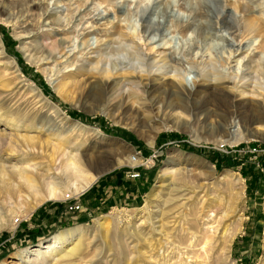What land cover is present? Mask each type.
<instances>
[{"label":"rangeland","instance_id":"obj_1","mask_svg":"<svg viewBox=\"0 0 264 264\" xmlns=\"http://www.w3.org/2000/svg\"><path fill=\"white\" fill-rule=\"evenodd\" d=\"M138 1L144 0H0L3 48L0 53V159L8 161L7 165L20 161L19 154L8 149L9 141L14 143L19 132L37 134L43 140L49 133H57L66 138L67 151L84 154L89 161L87 168L98 174L97 178L122 173L127 178L144 176L148 181L146 190L133 204L106 206L96 212L82 210V193L65 200L45 201L26 213L22 210L24 200L12 213L6 208L0 226V264L12 260L16 264H39L33 255L22 260L20 257L26 249L44 247L56 233L76 228L83 229L76 245L77 254L62 261L58 256L50 257L45 264H136L138 260L145 263L139 251L147 244L156 245L159 218L164 230L171 232V238L175 239L178 230L191 227L199 203L204 210L214 211L218 219L220 212L227 209L223 203L231 202L234 197L237 198L233 212L236 221L233 223L227 218L221 221L227 223L229 230L237 225V220L241 225L228 246V258L221 264H264V123L253 125V134L235 141L241 128L240 118L227 125V115L232 109L230 102H207L213 90L225 91V88L222 85L215 88L211 82L204 81L189 67L191 55L185 52L189 38L205 27L209 33L207 41L213 46L207 48L204 41L197 40L199 49L193 51V56L197 52L196 60L216 57L224 73H231L249 61L253 66L254 56L264 60V45L260 47L264 39L261 42L256 33L241 34V27L248 19L258 20L264 27V0H241L250 8L235 24L240 28L235 39L222 27L223 22L233 25L230 16L234 15L231 5L220 7L223 0H151L150 16L147 19L143 16L142 20L134 15ZM198 5L206 9V16H192L190 9ZM220 10L223 16L218 20L222 23L216 24L215 16ZM148 23L159 31L143 32L141 26ZM185 24L191 28L181 33L179 27ZM117 28L140 43L148 58L167 55L172 62L178 61L186 70L180 84L191 92L199 91L190 98L169 94L165 89L175 80L169 74L134 73L140 96L138 100L128 97L129 90L124 86L121 91L128 98L121 113L119 103L109 101L110 89L116 82L130 78L119 73L108 80V94L101 98L92 89V85L101 82V77L85 59L94 57L95 54L89 53L92 49L103 50L104 42L110 44ZM6 36L13 43L6 44ZM60 41L63 45L56 50V59H44V50ZM10 58L31 81V88L27 89L14 78ZM69 59L73 60L72 64L67 62ZM81 64L87 70L80 71L83 74L76 77L77 85L57 90L59 75L77 71ZM32 89L41 91L61 111H55L50 104L44 105L31 93ZM82 89H86L83 94ZM251 100L245 96L238 101V107L243 109ZM69 111L81 114L84 119L72 116ZM27 123L35 127H24ZM92 128L99 131L94 132ZM58 141L53 138L51 145H57ZM51 145L47 147L48 152L52 150ZM190 146L203 149V153L188 149ZM207 155L224 159L219 158L221 163L215 162ZM46 160L42 154L34 155L31 163L36 165L37 173L47 168ZM164 169L168 172L164 173ZM223 173L242 178V194H234L237 191L229 180L222 179ZM76 204L79 209H70ZM102 221L105 224L101 225ZM209 236L205 248L196 246L195 257L199 264H220L212 247L213 234ZM76 242L68 241L63 248L67 251Z\"/></svg>","mask_w":264,"mask_h":264},{"label":"bare ground","instance_id":"obj_2","mask_svg":"<svg viewBox=\"0 0 264 264\" xmlns=\"http://www.w3.org/2000/svg\"><path fill=\"white\" fill-rule=\"evenodd\" d=\"M150 1L151 0L138 1L136 4L137 8L134 15L139 17L140 20L144 18L143 16H145L146 19L150 16V11H148V4ZM223 1V6L220 4L221 8L229 4L234 11V15L238 13L240 16L236 17L231 15L230 18L233 21V25H227V23L225 24L224 22L222 23L221 20H218L219 16L223 14V10H220L215 16L217 19L215 21L216 24L222 23V27L226 30V34L235 39V34L240 30L235 24L242 19L243 13L248 11L250 6L248 3L241 0H234L233 2L227 0ZM203 2H206V0H203ZM190 10L193 11V17H204L207 15L205 13L206 9L204 10L200 5H198V7H192ZM141 27L143 32L149 34H155L159 31L157 28H153V26L151 27L149 23L143 24ZM190 28V24H185L179 27L181 33H187ZM241 28V34L243 32L256 33V36L261 38L260 41H263L264 27L260 26L258 20H255L254 18L248 19ZM112 35L113 41L110 44L104 42L103 50L98 49V47L92 49L89 53L95 55L94 57L85 59V63L92 64L93 66L91 70L97 72L101 77L100 83L94 86L92 85V89H95L96 93L100 95L101 98L108 94L109 89L107 82L113 75L119 73L125 76L129 75V79L126 77L127 79L116 82V85L110 89L109 101H117L121 113H123L126 99L128 97L133 96L135 100H138L140 96L138 82L133 78L134 73L149 75L156 72L162 76L169 74L172 79H175L172 80L173 82L165 89V92L169 94H180L184 95L186 98H190L199 91L194 90L191 92L186 90L184 86L180 84L181 80L184 79L186 70L179 66L178 61L174 60L172 62V59L167 55L150 56L148 58L142 49V45L123 32L121 28H117ZM208 35L209 33L205 31V27H201L199 31L189 38V44L186 45L185 52L187 55H191V57H189L187 63L191 69L197 71V73L204 78V81L211 82L212 87L222 85L225 88V91H216L215 87V90L211 92L212 95L207 102L220 100L225 104L228 101L230 102L229 105L232 109L227 115V119H225L226 121H229L227 123V125H229L234 122L236 117L240 118L239 121L241 128L238 133L239 137L235 135L234 138V140L237 141L253 134V125L262 126V123H264V60L259 56H254L251 58L254 62L253 66L250 63L251 61H249L245 64L243 63L241 67L233 69L231 73H224L219 69L221 61H219L218 58L209 57L208 59L198 61L195 58L197 52H195V55L193 56V51L199 49L197 40L204 41V45L207 48L213 46L212 43L207 41ZM165 44L167 43L164 42V45ZM62 45L63 42L60 41L57 44H52L50 48L44 50L46 52L45 56H43L44 59L54 58L53 60H55L57 55L55 52L58 47H61ZM263 45L264 44H260V47H263ZM239 48L240 46L238 49ZM0 53H3L1 39ZM67 62L72 64L73 60L69 59ZM9 64L14 68V78H16L18 82H22L23 86L25 85L27 89L31 88L33 84L20 72L13 58L9 59ZM86 70L87 66L81 64L77 71L61 73V75H59L60 77L57 79L56 89L74 88L78 83L75 81L76 77L83 74L80 71L84 72ZM26 80L28 81L25 82ZM124 86H127L129 90L128 97L124 96L121 91ZM36 89H32L31 93L35 95V97H38L39 101H43L44 105L50 104L49 100L42 94V92L39 90L37 91ZM84 90L86 89L81 90L82 94L90 91L89 88H87L85 92ZM206 94L208 93H205V95ZM247 95L251 97V101H253L251 103L252 105L249 103L243 109H240L238 107V101L244 99ZM254 100L257 102H254ZM50 105L55 111H61L56 104L52 103ZM248 112L251 114L246 117ZM65 117L67 116L65 115ZM24 127L33 128L35 126L27 123ZM92 129L94 132L99 131L98 128ZM53 138L59 139L57 145H51ZM66 142V138L57 133H49L47 138L43 140L40 139L37 134H30L28 131L23 133L19 132L14 143L9 141V152L19 154L20 161L7 165L6 163L8 161L0 159V226L2 224L1 221L5 216L3 214L5 213V209L7 208V211L11 212L17 207L20 208L19 205L22 204V200H24V207L22 206L23 212H31L34 208L45 201L65 200L76 197L88 189L96 180L98 174L90 172V168H87L89 161L84 154L79 155L78 152H72V150L67 151L69 148L67 147ZM50 145L52 146V150L48 152L47 147ZM35 154L44 155L48 162L47 168L44 167L46 169H43L44 172H40V174L37 173L36 165H32L31 163ZM163 171L164 173L168 172L167 169H164ZM232 174L228 177V173H223L222 179L230 181V185L237 191L234 194H242L243 180L240 176ZM176 178L179 180L183 179L181 176H176ZM236 200L237 198L234 197L231 198V202L223 203L227 209L220 212V217L218 216L220 218H218L219 220L217 219V214H214V211L211 209H208V211L204 210V208H201L202 206H199V203L197 211L193 216V224L185 230H178V235L175 236V239L171 238V232L164 230V226L160 224L161 218H159L157 220L159 222V230H157L156 233L159 235V240L157 239L155 241V246L151 247L152 245L150 243L147 244L145 249L139 251L143 260L145 259V263H140L138 260L136 264H199V260L195 257L196 246L200 245V249L205 248L210 239V233L213 234L212 247L217 256H219L217 260L220 261V264L221 262L224 263L228 258V256H226L228 246L240 228V221L237 220L235 223L237 225H235L232 230H229L227 228V223H225V221L222 222L221 219L227 218L233 223L236 221L234 219L236 214L233 213ZM4 204L8 206L5 208L4 206L2 207ZM103 224L105 223L102 221L101 225ZM82 230V228H76L60 231L53 235V237L45 243L44 247L26 249L20 259L22 260L23 258L33 255L35 256L33 259L36 263L45 264L50 257L54 258L55 256H58V259L62 261L66 257L76 255V245L80 241ZM218 230L219 232L217 234ZM134 232L138 231L135 230ZM71 240H77V242L66 251L63 246L66 242ZM16 263L15 260H12L10 263L4 262L3 264ZM54 264H60V262Z\"/></svg>","mask_w":264,"mask_h":264},{"label":"crops","instance_id":"obj_3","mask_svg":"<svg viewBox=\"0 0 264 264\" xmlns=\"http://www.w3.org/2000/svg\"><path fill=\"white\" fill-rule=\"evenodd\" d=\"M147 183L144 176L127 178L122 173L99 177L82 192L80 206L82 210L96 212L106 206L131 205L139 200L140 194L146 190Z\"/></svg>","mask_w":264,"mask_h":264},{"label":"trees","instance_id":"obj_4","mask_svg":"<svg viewBox=\"0 0 264 264\" xmlns=\"http://www.w3.org/2000/svg\"><path fill=\"white\" fill-rule=\"evenodd\" d=\"M0 27H2V26H0ZM0 31H1V29H0ZM5 40L7 41L6 44H10L11 42L13 43V40L11 38L7 37V36L5 37ZM22 70H23V68H22ZM69 114H71L74 117H80V119H84L81 114L76 113L74 111H69ZM188 149H191L192 151H195V152H198V153H203L202 152L203 149H201V148H195V147L190 146V147H188ZM207 156L210 157V159L213 160V161H215V162L220 161L219 158L224 159L222 157L215 156V155H207ZM221 162H223V161H220V163Z\"/></svg>","mask_w":264,"mask_h":264},{"label":"built area","instance_id":"obj_5","mask_svg":"<svg viewBox=\"0 0 264 264\" xmlns=\"http://www.w3.org/2000/svg\"><path fill=\"white\" fill-rule=\"evenodd\" d=\"M70 209H72V210L79 209V205H78V204H76V205L70 206Z\"/></svg>","mask_w":264,"mask_h":264}]
</instances>
